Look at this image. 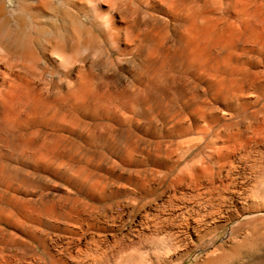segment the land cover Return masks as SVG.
<instances>
[{
	"label": "bare ground",
	"instance_id": "obj_1",
	"mask_svg": "<svg viewBox=\"0 0 264 264\" xmlns=\"http://www.w3.org/2000/svg\"><path fill=\"white\" fill-rule=\"evenodd\" d=\"M98 69L103 70V76H99ZM103 77L108 80L124 77L128 83L105 94L106 90L103 93L100 89V82L105 81L101 80ZM174 93L182 95L179 102L173 99ZM260 93H264V0H0L1 123L14 125L20 120L47 119L52 127L58 126L67 133L64 138L96 141L102 136L111 138V132L78 131L75 115L80 114L86 122L96 125L104 122L117 129L147 125L181 128L187 121H195L199 125L197 136L182 140L172 155L161 160V165L170 168L194 149H201L196 160L191 161L192 167L179 169L171 178L175 188L183 182L190 187L216 177L215 167L220 171L232 152L242 150L245 141L249 143L251 130L258 139L264 138V113L259 111L253 124L251 118L244 124V131L229 129L230 121L243 120L241 108H249L251 97ZM200 95L209 96L205 100L209 110H199ZM116 97L121 98L118 106L105 107V102ZM101 112L103 118L99 116ZM206 136L209 141L203 144ZM259 168L258 173L264 179V165ZM168 171L165 172L169 174ZM166 181L165 178L161 182ZM180 192L185 195L189 191ZM237 198L236 210L202 217L192 215L188 224L185 221L187 235L196 236L206 251V261L202 264H245L236 260L247 240H240L236 232L253 222L251 215L256 207L251 206L250 191ZM243 216L244 221L230 228L228 243L231 244L217 243L220 228ZM188 244L166 242L162 254L183 258ZM184 262L182 259L178 264Z\"/></svg>",
	"mask_w": 264,
	"mask_h": 264
},
{
	"label": "rangeland",
	"instance_id": "obj_2",
	"mask_svg": "<svg viewBox=\"0 0 264 264\" xmlns=\"http://www.w3.org/2000/svg\"><path fill=\"white\" fill-rule=\"evenodd\" d=\"M97 72L99 76H103L102 69H98ZM105 78L101 80L107 82H100L101 92L104 93L106 90L105 94L118 90L128 83L124 77L109 79L110 81ZM176 94L172 95L173 99L180 101L182 95ZM198 98L199 110L208 109L206 101L209 96L200 95ZM120 99L116 97L111 99L112 101L105 102L104 105L116 107L120 104ZM261 99L264 100V93L251 97L250 110L242 107L240 115L243 120L237 118L239 123L236 119L230 121L229 129L242 131L243 128L245 129L244 124H247L250 118L251 123H254L256 112L264 113L262 108L264 101ZM99 116L103 118V113L101 112ZM75 118L78 121L76 130L87 133L104 130L101 133L111 132L112 137L102 136L105 138L98 137L96 141L78 137L77 140L76 138L70 140L64 138L67 134L64 130L54 125L52 127L47 119L29 120L30 122L20 120L14 125L3 124L0 121V142H2L0 143V264H178L182 259L185 260L184 264H202L206 261V251L200 246L196 236L187 235L185 227L189 220L193 216L202 217L206 214H216L217 211L236 210L237 196L241 193L247 194L249 191L251 206L253 209L256 208L255 213L251 215L253 222L242 226L236 232L240 240L242 238L247 240L239 250L236 261L245 264H264V189H262L264 179L258 173L261 170L259 167L264 165V148H262L264 138L258 139L259 137L252 134L251 130L249 143L245 141L242 150L231 153L232 156L230 155L225 168L219 171L215 167V174L218 176L219 173L220 176L214 177L213 181L203 179L190 187L183 182L175 188L171 178L179 169L192 167L191 161L196 160L198 157L196 154H199L201 149H194L186 156L184 162L181 161L176 164L177 166L170 168L161 165V160L165 156L172 155L182 140L197 136L199 133L197 122L187 121L181 128L147 125L139 128L124 126L117 129L119 127L109 126L104 122L97 125L86 122L80 114L75 115ZM253 136L255 138L252 139ZM70 141L71 143H68ZM208 141L206 136L203 144H207ZM32 151H41L42 154L34 155ZM137 161L142 163L139 164ZM257 161L260 162L256 164ZM169 164L171 162L168 161ZM167 169L170 171L169 174L165 172ZM154 170L156 171L153 172ZM132 176L135 179H132ZM165 178L168 182L162 183ZM214 183H216L215 187H213ZM183 188L186 192L187 189L189 191L185 195L180 192L184 190ZM259 188L262 191L258 190ZM168 200L174 202L169 203ZM169 205H173L172 208ZM181 208H184V211ZM185 212L188 214V216L185 214L187 217L183 216ZM245 219L243 216L229 225L222 223L225 227L220 228L217 243L226 241V244L230 245L231 243H228L230 228L236 227ZM169 240L179 242L181 245L189 243L188 251L185 250L187 255L180 259L178 256H164V246L166 242H170Z\"/></svg>",
	"mask_w": 264,
	"mask_h": 264
}]
</instances>
